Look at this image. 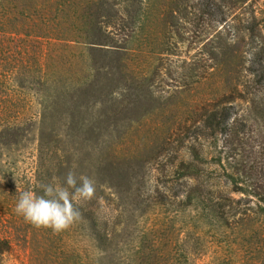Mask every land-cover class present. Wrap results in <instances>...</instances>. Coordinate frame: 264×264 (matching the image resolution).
<instances>
[{"label": "rangeland", "instance_id": "374dc122", "mask_svg": "<svg viewBox=\"0 0 264 264\" xmlns=\"http://www.w3.org/2000/svg\"><path fill=\"white\" fill-rule=\"evenodd\" d=\"M183 3L163 16L156 0L139 16L125 68L113 74L95 53L71 78L21 93L33 108L0 142V264H264V0L229 9L224 32ZM206 101L229 108L230 127L189 141ZM70 170L94 182L79 220L54 232L15 213L20 192L42 194ZM226 197L230 209L214 205Z\"/></svg>", "mask_w": 264, "mask_h": 264}, {"label": "trees", "instance_id": "16d2710c", "mask_svg": "<svg viewBox=\"0 0 264 264\" xmlns=\"http://www.w3.org/2000/svg\"><path fill=\"white\" fill-rule=\"evenodd\" d=\"M155 1L0 0V142L10 141V134L20 125L24 107L26 106V110L33 108L34 100L21 96V93L25 94V89L38 93L59 78H71L72 68L83 67L89 57L92 59L93 56V63H97L95 53L104 52L108 56L111 62L104 67H108L113 74L114 71L125 68L123 61L131 62L129 38L135 36L134 32H138L139 16H143V12L148 15ZM158 1L162 5L160 14L169 16L185 10L183 2L189 0ZM242 1L244 0H193L192 5L200 18L206 21L211 16L214 25L223 24L219 30L216 27V31L224 32L229 9ZM211 5L214 6L213 10ZM116 36L123 37L125 42H120L121 38ZM79 46H83V50L75 51ZM130 69L128 76L136 78L135 71ZM19 91L20 96L16 94ZM50 102L51 105L55 103L54 100ZM38 104L42 107L41 101ZM202 109V112L197 113L198 120H193L185 128L189 135V131L196 125L189 141L197 142L198 138L214 140L218 132H226L230 127L227 106L220 111L217 104L206 101ZM25 119H22V126L34 121L32 116ZM192 150L190 160L183 159L186 183L192 187V178L196 184L190 189L191 192L200 187L198 182L201 171L199 148L193 146ZM232 201L234 202V198L226 197L214 205L230 209ZM262 201L264 202V198ZM168 260L162 264H172ZM154 261L160 264L159 258Z\"/></svg>", "mask_w": 264, "mask_h": 264}, {"label": "clouds", "instance_id": "9594fccd", "mask_svg": "<svg viewBox=\"0 0 264 264\" xmlns=\"http://www.w3.org/2000/svg\"><path fill=\"white\" fill-rule=\"evenodd\" d=\"M42 194L32 190L20 192L15 204V213L36 227L51 228L61 232L79 220L76 204L93 196L94 182L86 176L69 171L63 184L42 185Z\"/></svg>", "mask_w": 264, "mask_h": 264}]
</instances>
